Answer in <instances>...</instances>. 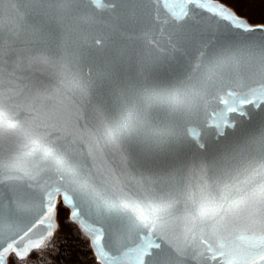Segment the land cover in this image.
Masks as SVG:
<instances>
[{
    "label": "snow or ice",
    "instance_id": "1",
    "mask_svg": "<svg viewBox=\"0 0 264 264\" xmlns=\"http://www.w3.org/2000/svg\"><path fill=\"white\" fill-rule=\"evenodd\" d=\"M87 2L97 9L115 10L114 0L109 4L103 0ZM130 2L135 4L137 0ZM234 2L184 0L176 11L166 0H152L154 6L168 13L177 27L192 19L189 5L203 10L211 23L197 31L195 38H182V34L167 32L165 26L169 21L161 20L154 11L139 34L126 37L144 41L146 48L127 55L121 53L125 72L134 64L137 75L144 81L138 90L128 83L130 78L118 71L110 59L104 61V83L94 81L89 68L69 61L59 64L65 87H54L42 78L39 70L54 61L27 47V43L35 41L19 40L18 33L12 32L5 45L0 35V185L22 182L24 189L39 194V218L23 235L11 239L5 246L0 232V264H30V255L53 236L60 226L57 217L65 210L68 215L64 222L79 225L88 237L97 264H121V257H113L105 250L102 243L105 229L87 223L81 216V206L101 197H111L121 211L134 220L138 242L123 253L124 258L131 257L130 264H154L158 258L178 259L196 244L203 246L201 256L208 264H264V131L253 141L251 152L225 168L213 169L202 161L195 184L165 183L156 191L148 175L159 163L158 146L153 137L161 133L150 121L148 94L152 89L144 75L146 58L153 52L165 56L170 76L186 66L188 71L182 79L173 77V91L190 81L192 73L208 66L213 48L228 54L232 71L237 76L242 67L256 68L264 75V54L258 64L242 63L232 51V42H225L218 48L213 25H225L240 39L253 33L264 34V23L250 24L246 17L238 15ZM4 3L5 0H0V16L4 13ZM8 3L9 12L21 19L14 0ZM44 16L40 9L33 14L37 39L45 23ZM93 43L97 48L103 47L100 39ZM177 57L183 60V65ZM22 65H27L23 70L29 72L28 76H17ZM34 66L36 71L32 72ZM213 78L218 81L215 98L222 109L208 114L206 127L215 129L214 139L219 142L237 129L236 121H229L228 114L236 113L244 120H251L245 106L259 109L264 104V82L246 90H236L226 84L220 74L210 80ZM126 83L127 88L123 87ZM17 100L22 104L14 103ZM18 108L25 111L30 120L12 123ZM169 115L173 124L183 119L175 106ZM93 122L102 128L106 143L118 157L116 168L105 159L96 134L89 127ZM186 133L195 141L197 153L208 151L199 132L188 127ZM172 157L176 158L175 152ZM257 157L259 163H255ZM241 169L245 172L251 169L250 178L241 181ZM257 175L260 181L253 183L251 177ZM121 181L134 182L142 192V199H131L124 192ZM242 183L249 187L242 190ZM18 210H27L22 209L20 196L10 195L6 206L0 192V219L5 212L11 217ZM37 227L44 229L38 239H29L23 244L18 242ZM170 229L178 235L170 234ZM162 245L167 247V252Z\"/></svg>",
    "mask_w": 264,
    "mask_h": 264
},
{
    "label": "water",
    "instance_id": "2",
    "mask_svg": "<svg viewBox=\"0 0 264 264\" xmlns=\"http://www.w3.org/2000/svg\"><path fill=\"white\" fill-rule=\"evenodd\" d=\"M14 2L22 18L17 19L14 13L9 12V3L5 0L4 13L0 16V35H3L5 45L12 32L18 33L19 40L35 41L34 44L27 43V47L49 56L54 61L52 65L39 69L43 74L42 78H46V82L58 88H64L66 85L59 67L60 63L78 62L81 67L91 70L94 81L104 83L106 72L104 61L110 59L118 71L130 78L128 83L134 85L135 90L140 89L144 81L137 75L134 64L125 72L121 53L127 55L137 49L146 48L144 41L126 39V37L139 34L145 24L151 20L154 11L161 20L169 21L165 26L167 32L182 34V38H195L197 31L211 23L206 20L207 14L203 10L189 5L188 10L192 19L187 20L182 27H177L171 22L168 13L154 6L152 0H137L135 4L130 0H114L115 10L97 9L88 4L87 0H14ZM103 2L109 4L113 0H103ZM183 2L184 0H166V3L174 6L176 11L180 10L178 5ZM38 9L45 13V23L39 33V39L35 34L36 23L33 19V14ZM247 20L250 24H259L251 22L248 18ZM213 27L216 29L218 48L222 47L225 42H232V51L240 57L242 63L251 61L258 64L261 55L264 54V34L253 33L240 39L231 34L223 24L213 25ZM95 39L103 42L102 48L94 45ZM161 43L163 44V41ZM5 52H7V47H5ZM5 58L7 59V56ZM177 59L183 65V60L179 57ZM166 61L165 56L153 52L150 58H146L144 68V75L148 77V86L152 89L148 94V103L151 105V125L161 133L153 137L154 143L158 146L159 163L148 173L156 191L164 187L165 183L195 184L200 176L199 166L202 161L213 169H222L229 163L241 160L246 153L252 151L253 141L264 131V104L259 109L252 105L245 106L244 110L252 117L251 120H244L236 113L228 114L229 121H236L237 129L230 132L226 139L221 138L219 142L214 139L215 129L206 127L208 114L222 109V105L215 98V85L218 81L214 78L210 80V77L220 74L224 82L234 89L246 90L248 87L264 82V75L256 68L242 67L237 76L232 71L228 54L213 48L208 66L192 73L190 81L173 91V77L182 79L188 69L185 66L170 76ZM26 67L27 65H22V70L17 72V76H28L29 72L23 70ZM35 71L36 66L32 69V72ZM4 78L7 80L6 73ZM123 87L127 88L128 84H124ZM14 103L22 104V101L17 100ZM174 106L178 114L183 117V119H177L175 124L169 115ZM16 111L17 116L12 123L22 124L30 120V116L22 109L18 108ZM7 123L8 121L5 120V124ZM89 127L96 134L105 159L113 168H116L115 160L118 157L112 146L106 143L102 128L95 122ZM188 127L199 132L201 141L208 146L206 153L201 154L195 151V141L186 133ZM173 152L176 154L175 159L172 157ZM255 163H259L258 157ZM250 172L251 169L247 172L241 169L240 180L250 178ZM251 179L253 183L260 181L258 175ZM121 183L124 192L131 199H142V192L134 182L121 181ZM248 187V184L240 185L242 190ZM9 189H12V192H9ZM0 192L3 193L6 206L8 197L18 194L22 200V209H27L26 211L18 210L11 217L5 212L3 218L0 219V232L3 233L6 246L11 239H18V236L23 235V232L39 218V194L34 190L29 192L24 189L22 182L0 185ZM74 199H76L75 196ZM81 216L87 223L105 229V238L102 243L111 256L121 257V264H130L131 257L124 258L123 253L138 242L137 229L132 217L121 211L115 200L111 197L93 198L81 206ZM77 226L79 227L78 224ZM169 231L170 234L178 235L171 229ZM43 232V227H37L23 241L18 242L23 244L29 239H38ZM162 247L167 252V247L165 245ZM203 251V246L196 244L178 259L169 257L166 261L158 258L154 264H208L201 256Z\"/></svg>",
    "mask_w": 264,
    "mask_h": 264
},
{
    "label": "trees",
    "instance_id": "3",
    "mask_svg": "<svg viewBox=\"0 0 264 264\" xmlns=\"http://www.w3.org/2000/svg\"><path fill=\"white\" fill-rule=\"evenodd\" d=\"M233 7L253 23L264 22V0H235ZM59 237L50 247L33 251L30 264H97L88 238L76 223H65L59 215Z\"/></svg>",
    "mask_w": 264,
    "mask_h": 264
},
{
    "label": "rangeland",
    "instance_id": "4",
    "mask_svg": "<svg viewBox=\"0 0 264 264\" xmlns=\"http://www.w3.org/2000/svg\"><path fill=\"white\" fill-rule=\"evenodd\" d=\"M61 215L62 216H67L68 215V213H67V211L65 210V211H63V212H61ZM59 217H58V223H59V225H60V221H59ZM59 229V228H58ZM58 229L54 232V234H53V236H55V239L54 240H52V241H50V240H47L46 242H45V245L43 246V247H41L40 249H45V248H48V247H50V246H52L56 241H57V239H58V237H59V231H58Z\"/></svg>",
    "mask_w": 264,
    "mask_h": 264
},
{
    "label": "bare ground",
    "instance_id": "5",
    "mask_svg": "<svg viewBox=\"0 0 264 264\" xmlns=\"http://www.w3.org/2000/svg\"><path fill=\"white\" fill-rule=\"evenodd\" d=\"M55 239V236H52L49 240L52 241Z\"/></svg>",
    "mask_w": 264,
    "mask_h": 264
}]
</instances>
